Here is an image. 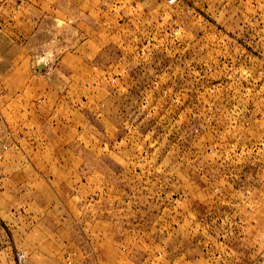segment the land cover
<instances>
[{"label": "rangeland", "instance_id": "obj_1", "mask_svg": "<svg viewBox=\"0 0 264 264\" xmlns=\"http://www.w3.org/2000/svg\"><path fill=\"white\" fill-rule=\"evenodd\" d=\"M0 264H264V0H0Z\"/></svg>", "mask_w": 264, "mask_h": 264}]
</instances>
